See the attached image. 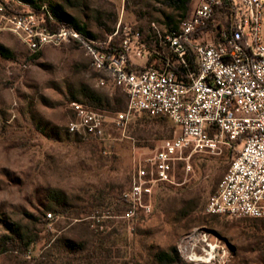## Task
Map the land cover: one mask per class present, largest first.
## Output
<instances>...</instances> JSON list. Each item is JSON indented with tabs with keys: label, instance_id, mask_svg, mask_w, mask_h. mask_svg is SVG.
Returning a JSON list of instances; mask_svg holds the SVG:
<instances>
[{
	"label": "rangeland",
	"instance_id": "374dc122",
	"mask_svg": "<svg viewBox=\"0 0 264 264\" xmlns=\"http://www.w3.org/2000/svg\"><path fill=\"white\" fill-rule=\"evenodd\" d=\"M50 2L98 39L118 22L142 28L152 22H135L127 8L162 5L159 0ZM261 35L264 43V27ZM0 47L5 50L0 56V239L18 232L38 240L26 255L8 248L0 264H52L45 261L57 241L63 251L55 264H158L155 255L173 248L180 264H264V219L205 213L231 151L185 153L173 183L153 188L150 211L126 219L121 197L134 166L172 136L171 122L139 116L124 128L107 127L110 137L103 143L70 136L71 102L112 116L125 106L121 92L99 86L104 76L92 70L76 45L46 48L36 60L10 35L0 36ZM57 201L63 210L52 214L47 209ZM86 206L88 212H76Z\"/></svg>",
	"mask_w": 264,
	"mask_h": 264
},
{
	"label": "built area",
	"instance_id": "2783aa9c",
	"mask_svg": "<svg viewBox=\"0 0 264 264\" xmlns=\"http://www.w3.org/2000/svg\"><path fill=\"white\" fill-rule=\"evenodd\" d=\"M48 7L0 0V36L10 35L30 55L73 44L118 89L123 110L71 102L70 136L106 142L107 127L124 128L139 116L165 118L172 136L145 156L121 197L125 218L148 213L155 186L173 183L185 153L232 152L229 166L208 198L205 213L264 219V0H198L177 28L118 22L103 39L75 29L50 31ZM47 220L52 214H46Z\"/></svg>",
	"mask_w": 264,
	"mask_h": 264
},
{
	"label": "trees",
	"instance_id": "16d2710c",
	"mask_svg": "<svg viewBox=\"0 0 264 264\" xmlns=\"http://www.w3.org/2000/svg\"><path fill=\"white\" fill-rule=\"evenodd\" d=\"M21 1L26 4L31 5L36 10H38L39 5H41V4H37L36 0H21ZM48 1H49V4H46V6L49 9L52 20L47 21L46 27L50 31H55L60 28L75 29L91 37H95L90 32H88L83 25H79V23L74 17H71L70 15L65 13L63 8L59 4L51 3L50 0ZM168 29H175V28H168ZM3 53H5V50L2 47H0L1 57H4ZM39 55L40 53L35 54V55H30L29 59L36 60L38 59ZM85 97L86 99H88L87 101L89 103L94 102V99L90 95H86ZM162 119H165V118H162ZM47 210L51 211L52 214H60L63 209H62L61 203L57 201V202H54V204L51 207H49V209ZM88 211H89L88 206L76 210V212H79V213L88 212ZM37 242L38 240H36L35 238L34 239L24 238L18 232H13L10 236L3 237L0 239V254H3L6 250H8V248H12V249L19 250L23 252V254L26 255L28 252H30V249L33 248L37 244ZM67 247L71 248L72 250L74 249V247H72L71 244L64 245V248H67ZM49 251L52 254V258L51 259L49 258V260L45 262L46 263L52 262V264H55L57 262L61 263L62 261L61 253L63 251V248L58 245V241L52 243V245L49 247ZM155 259L158 264H180V258L174 248L169 253L168 252L157 253L155 255Z\"/></svg>",
	"mask_w": 264,
	"mask_h": 264
},
{
	"label": "crops",
	"instance_id": "0c3cea01",
	"mask_svg": "<svg viewBox=\"0 0 264 264\" xmlns=\"http://www.w3.org/2000/svg\"><path fill=\"white\" fill-rule=\"evenodd\" d=\"M161 7L154 8L148 3L145 7L127 8L126 12L130 19L135 22L148 21L156 22L165 28H176L181 20L187 18L198 0H159ZM142 8V9H141Z\"/></svg>",
	"mask_w": 264,
	"mask_h": 264
}]
</instances>
